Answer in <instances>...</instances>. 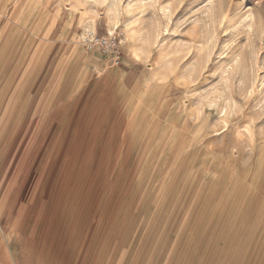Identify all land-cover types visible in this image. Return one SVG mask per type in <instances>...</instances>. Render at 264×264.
I'll list each match as a JSON object with an SVG mask.
<instances>
[{
	"label": "rangeland",
	"instance_id": "rangeland-1",
	"mask_svg": "<svg viewBox=\"0 0 264 264\" xmlns=\"http://www.w3.org/2000/svg\"><path fill=\"white\" fill-rule=\"evenodd\" d=\"M0 200L40 264H264V0H0Z\"/></svg>",
	"mask_w": 264,
	"mask_h": 264
},
{
	"label": "crops",
	"instance_id": "crops-1",
	"mask_svg": "<svg viewBox=\"0 0 264 264\" xmlns=\"http://www.w3.org/2000/svg\"><path fill=\"white\" fill-rule=\"evenodd\" d=\"M105 62L108 64L106 60ZM108 67L112 66L108 64ZM8 209L0 200V264H40L33 238L21 239L18 237L15 229V221L11 223L8 219L10 213L7 214L5 212ZM13 219L15 220V214L13 215ZM139 249H141L139 252L141 254L144 251L142 250L143 246H140ZM103 252H100L102 254H99L95 258L93 264H103L106 262V258L103 257ZM109 261L108 263L112 264L111 260ZM42 262L45 264L44 261ZM58 264H63V262H59Z\"/></svg>",
	"mask_w": 264,
	"mask_h": 264
},
{
	"label": "built area",
	"instance_id": "built-area-1",
	"mask_svg": "<svg viewBox=\"0 0 264 264\" xmlns=\"http://www.w3.org/2000/svg\"><path fill=\"white\" fill-rule=\"evenodd\" d=\"M83 44L90 52H100L108 64L119 67L122 64V46L124 38L121 33L101 34L91 31L85 34Z\"/></svg>",
	"mask_w": 264,
	"mask_h": 264
}]
</instances>
